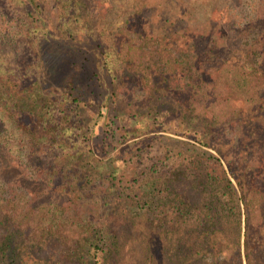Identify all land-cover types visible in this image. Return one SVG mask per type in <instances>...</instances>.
Segmentation results:
<instances>
[{
    "label": "trees",
    "instance_id": "1",
    "mask_svg": "<svg viewBox=\"0 0 264 264\" xmlns=\"http://www.w3.org/2000/svg\"><path fill=\"white\" fill-rule=\"evenodd\" d=\"M20 3L29 10L20 17L26 24L22 33L14 37L20 44L19 52L13 51L17 63L11 67L8 56H0V264H264L261 257L257 263L251 257L264 240V1L261 12L234 23L233 35L231 18L213 17L193 35L206 44L195 73L200 91L191 97L202 104L186 99L167 113L158 105L147 107L154 117L178 118L182 134L194 141L147 136L175 149L150 155L152 145L125 142L108 157L98 153L95 125L83 116L88 104L78 78L81 67L75 57H64L72 52L64 45L74 41L78 51L96 45L95 78L102 94L97 118L115 110V119L122 121L138 112L112 109L116 81L141 62L140 72L157 68L150 59L140 60L148 42L128 41L154 39L140 25L152 4L125 3L134 6L124 21L132 24L120 29L128 42L117 54L107 27H61L57 35L59 26L50 27L37 0ZM187 11L182 10L181 20ZM5 19L0 11V23ZM169 21L159 27L164 41L174 36L169 32L176 20ZM177 33L182 38L190 31L182 26ZM51 36L64 40L63 46L52 43ZM104 38L108 45L101 44ZM55 48L57 81L28 77L35 65L27 58L40 53L46 61L45 51ZM131 54L136 61L128 64ZM219 58L225 61L222 67ZM202 65L217 70L205 71ZM218 70L232 73L231 83L221 80ZM47 84L52 93L62 88L59 105L47 96ZM161 93L153 92L154 101Z\"/></svg>",
    "mask_w": 264,
    "mask_h": 264
},
{
    "label": "rangeland",
    "instance_id": "2",
    "mask_svg": "<svg viewBox=\"0 0 264 264\" xmlns=\"http://www.w3.org/2000/svg\"><path fill=\"white\" fill-rule=\"evenodd\" d=\"M127 1L130 0H80V2L78 0H37V2L41 4L46 18L49 20L50 27L55 29L54 27L59 26V28H56L57 35H61V27L68 31L69 29H86L85 26L88 25L93 27L104 26L112 31L107 38L110 39V37L113 36L114 45L113 43L112 45L115 53H117L116 51L120 46L121 49H123V43H127L128 41L130 44L136 45L148 42V44L142 46V49L139 52L141 55L140 60L147 63L150 59L155 62L156 66L154 67L157 68L153 67L154 69L151 71L142 70L143 72H140L139 69L143 66L141 62L140 66H136L133 69L127 68L129 72L124 71L122 78L116 81V105L114 104L112 109L114 107L115 109H123L126 107L129 110L131 109L138 112L124 117L122 121L119 119V121H117L115 119V110L110 113L106 112L105 117L97 118L99 109L98 104L100 103L102 94H100V81L95 78V73L98 71L95 69V62L99 57L98 54L94 55L95 52H97L96 45L91 43L90 47L84 48L86 51L89 49V51L85 52V50L82 51L80 49V51H78V46L73 43L74 41H68L65 43L66 45H64V47L69 48V51L72 52L70 53V56L64 54V57L66 56L69 60L75 57L81 67L78 69V78L83 87L82 98L84 102L88 104V108H85L86 111L83 113V116L90 122L91 126L95 125L94 136L97 139L96 147L100 155H103L104 157L111 156L115 152V147L120 143L127 142L128 145H134V143L140 142L139 145L143 147L147 144L152 145L150 146V155L154 154L160 156L162 154L164 156L165 154L170 153L168 151L175 149L174 146L167 141L153 142V139L150 140L151 137L165 136L187 141L194 140L187 137V135L185 136L182 134V129L178 124V118L171 116L170 114H164L157 118L154 117V115L146 113V110L150 105H158L163 107L162 111L164 113H167L169 107L173 105L180 104L181 106V104H186V99H189L186 100L187 102L202 104V101H199L198 98L195 97V99H191V97L194 95V92L200 91L198 88L200 84L198 82L197 74L195 73L199 67L197 63H202V61L198 62V60L203 59L204 61L206 44L202 42V40L194 41L195 37H193V35H198L203 32L202 28L205 24L204 21L209 17H213L214 19L221 18L223 21L231 18V28L233 30L228 31H232L231 35H233L235 29H238L234 23H239L240 18L243 19L242 23H244L247 19V14L261 12L263 10L261 2L264 0H149L152 6L146 14L144 13L143 17H141L142 20L140 25L146 33L148 32V35L153 34L151 37L154 39L148 41L135 39L137 41L134 43L132 42V39L122 41V34L119 33L120 29L129 25L130 22L127 23L124 21L126 15L131 14V9H134L133 5L130 6V4H125ZM183 9H188V20L186 19L187 14L184 17V20H181L183 18L181 14ZM26 10H29V7L23 6L20 3V0H0V11L6 15V19L0 23V31H2L3 34V36H0L2 44V47H0V56H8L7 59L10 63L5 60L8 65H15L17 63L13 51L16 52L18 50L19 52L20 44L18 43L19 40H15L14 37L20 35L22 29H24L26 25L25 22H23L24 18H22L23 21H21L20 18ZM6 12H9L10 14L7 15ZM236 15L239 16V18H236ZM167 18L170 19L168 23L176 20L175 24H172L175 30L169 32L174 36L164 41L161 38L162 28L159 27L163 25L164 20ZM182 26L188 28L190 33L187 34V36L182 35L181 38L179 33H174L180 32ZM8 35L10 40L6 41L5 38L3 40V37ZM78 35L79 34H76L77 37ZM81 35L84 37L83 34ZM132 35L133 34H130L131 38L133 37ZM58 38H53V36H51L52 43L63 46L61 42L64 43L65 41H61ZM92 42L99 44V40L98 42ZM100 42L102 45H104V43L108 45L105 38ZM20 47L24 49L23 45ZM137 47L138 46L135 48ZM131 50H133V48H131ZM101 51H103V49ZM124 51H126V49H124ZM57 52L58 50L56 48L47 49L45 51L46 61L44 59L45 56L43 57V54L40 53H37V56H29L27 58L28 62L35 66L33 67V70L28 72L30 74L28 77L46 75L49 76L51 82L57 81V78L55 77L56 70L53 66V60L58 57L56 55ZM263 57H261V59ZM103 58H106L107 60L106 53L103 54ZM129 59L132 60H129L128 64L136 61L132 54ZM47 60L50 63L47 62ZM222 60V58L216 60L220 63L221 67L225 62ZM234 60L235 58H233V61ZM13 65L11 67H13ZM39 65L42 66L38 67ZM209 65L214 67L212 63ZM202 67L205 71L212 70L211 72H215L217 70H213L212 67H206L205 65H202ZM221 67L218 68L222 69ZM121 70L123 69L121 68ZM159 75L162 76L163 79L159 78ZM216 75L220 76L219 78H221V80L226 77V80L229 81V83H231L233 79V74L227 73L226 71L222 72L221 70H218V74ZM218 80L220 83L222 82L220 79ZM45 89L47 91V96L56 100L57 105H59L63 100L62 88H59L57 92L52 93L47 84ZM159 89H162V93L156 91ZM153 92H156V94L161 93L159 101H154ZM63 105L68 107L70 103H63ZM115 120L116 123L113 122ZM142 139H146V141H141ZM185 148L187 147L185 146ZM207 149L212 153H216V150L213 147H207ZM147 151L148 149L144 152ZM174 157L175 156L172 158ZM188 193L192 194V191L187 189V194ZM189 216L190 219L196 218V214ZM202 217L205 218V214ZM184 219H189L188 215H184ZM259 247L260 248L256 247L257 252L251 255V257L256 263L258 258L261 257V260L264 263V240L260 241Z\"/></svg>",
    "mask_w": 264,
    "mask_h": 264
}]
</instances>
